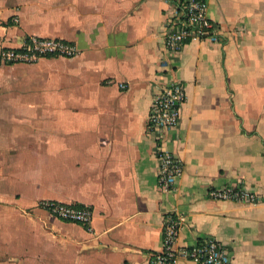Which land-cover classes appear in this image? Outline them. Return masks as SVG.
Listing matches in <instances>:
<instances>
[{
	"label": "crops",
	"instance_id": "1",
	"mask_svg": "<svg viewBox=\"0 0 264 264\" xmlns=\"http://www.w3.org/2000/svg\"><path fill=\"white\" fill-rule=\"evenodd\" d=\"M168 10L166 0H0V53L30 37L79 50L0 62V264H148L171 213L184 217L179 248L213 237L233 264H264V0H208L221 42L179 56L163 47ZM172 79L188 100L167 149L185 170L166 193L147 127ZM240 183L262 202L208 197ZM44 201L91 209V229Z\"/></svg>",
	"mask_w": 264,
	"mask_h": 264
},
{
	"label": "built area",
	"instance_id": "2",
	"mask_svg": "<svg viewBox=\"0 0 264 264\" xmlns=\"http://www.w3.org/2000/svg\"><path fill=\"white\" fill-rule=\"evenodd\" d=\"M166 2L169 5L168 18L163 27V47L166 52L179 56L188 43L221 42V30L208 16V0H166ZM15 22L18 20L16 19ZM78 55L79 50L69 41L30 37L20 49L2 51L0 62L11 65L35 64L43 58L72 59ZM120 89L125 91L128 85L121 84ZM187 100L184 83L172 79L159 90L150 108L147 131L155 142L154 149L159 163V188L166 193L174 191L177 181L184 175L183 162L167 149V134L180 126L182 108ZM208 197L215 201L248 205L262 202L260 196L243 183L235 187L211 189L208 191ZM41 209L60 221L91 229L94 216L92 210L87 207L44 201ZM183 224V216L171 213L165 217L163 248L150 256L148 264H180L182 260L196 264H233L228 248L213 237H208L191 248H179L178 239Z\"/></svg>",
	"mask_w": 264,
	"mask_h": 264
},
{
	"label": "rangeland",
	"instance_id": "3",
	"mask_svg": "<svg viewBox=\"0 0 264 264\" xmlns=\"http://www.w3.org/2000/svg\"><path fill=\"white\" fill-rule=\"evenodd\" d=\"M56 39V38H55ZM41 60V59H40ZM22 65H33V64H22ZM40 208H41V206H40ZM37 224V226H38V229H37V226L36 227H33V231L35 232V234L39 231V229H42V222H40L39 223V220H38V222L36 223ZM35 224V225H36Z\"/></svg>",
	"mask_w": 264,
	"mask_h": 264
}]
</instances>
